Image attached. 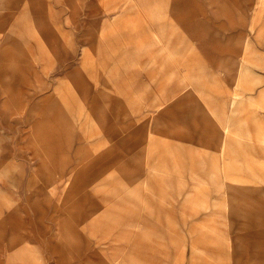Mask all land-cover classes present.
Returning a JSON list of instances; mask_svg holds the SVG:
<instances>
[{"label": "rangeland", "instance_id": "rangeland-1", "mask_svg": "<svg viewBox=\"0 0 264 264\" xmlns=\"http://www.w3.org/2000/svg\"><path fill=\"white\" fill-rule=\"evenodd\" d=\"M141 2L0 0V264H264V0Z\"/></svg>", "mask_w": 264, "mask_h": 264}, {"label": "crops", "instance_id": "crops-1", "mask_svg": "<svg viewBox=\"0 0 264 264\" xmlns=\"http://www.w3.org/2000/svg\"><path fill=\"white\" fill-rule=\"evenodd\" d=\"M141 4H142V2H141V0H136V5L137 6H139V7H141ZM207 29L208 28H206L205 27V33H210V31H207ZM221 30H223V32L225 31L224 30V26L221 28ZM156 36H154L156 39H159L160 41H161V32L159 31V32H157V31H154L153 32ZM89 44H90V46H91V50L93 51L94 49H96V45H97V36H96V34H95V32H93V31H90L89 32ZM187 36H188V38H189V40H190V42H192V44H193V47L195 48V50H197L196 48H197V46H198V40H197V38H194L193 36H192V29H190V30H188L187 31V34H186ZM215 40H216V38H214ZM223 42H224V40H223ZM223 54H224V52H222V54H221V56H220V61H223ZM203 58H204V61L205 60H208L206 57H204L203 56ZM220 79V78H219ZM221 81V80H220ZM221 92H223V94H224V90H223V88H222V86H221ZM210 100V99H209ZM211 102H212V100H210ZM224 101H225V99H224ZM224 101H223V111H221L220 113H219V115H218V119L219 120H217L219 123H221V126H222V124H223V122H224V113H225V111H224ZM167 102V101H166ZM171 103V101L169 102V103H167L165 106V109L164 110H166L167 108V110L164 112V113H167V112H171L172 114H173V109H175V107L178 105V103H179V100L178 101H176L174 104H170ZM160 104H162V103H160ZM192 112H194L193 110H192ZM192 116V115H191ZM193 122L194 121H197V120H192ZM203 121V120H202ZM195 123V122H194ZM200 124H201V121H200ZM224 128V126H222V129Z\"/></svg>", "mask_w": 264, "mask_h": 264}, {"label": "bare ground", "instance_id": "bare-ground-1", "mask_svg": "<svg viewBox=\"0 0 264 264\" xmlns=\"http://www.w3.org/2000/svg\"><path fill=\"white\" fill-rule=\"evenodd\" d=\"M178 14H180V13H178ZM180 16V15H179ZM183 17V16H182ZM181 22V21H180ZM208 40V39H207ZM207 42H210L209 40L207 41ZM248 42H249V40H248ZM248 42H246L245 43V49H247V45H248ZM208 46H209V44H208ZM207 46V47H208ZM225 50H226V42H225V40H224V42H223V52H225ZM208 51V50H207ZM224 66H225V64H224V62L223 61H220V59H219V61H218V63H217V69L214 71V72H211V71H209V70H207L206 71V73H207V76L208 77H212V78H214V77H217V78H220V76L221 75H223L222 74V70H223V68H224ZM207 68H206V66H205V70H206ZM218 71V72H217ZM103 74V73H102ZM237 98L236 97H233L232 99H231V101L230 102H228L227 100H225L224 101V111L226 110V105H229V106H231L232 107V109L233 110H236V109H238V101L236 100ZM208 103H212L210 100L208 101ZM207 103V104H208ZM224 115H225V113H224ZM218 116V115H217ZM224 130H225V133L226 134H228L229 133V131L231 132V133H233V131H231L230 129H229V127L228 128H223ZM225 134V135H226ZM228 135H230V134H228ZM227 135V136H228ZM223 148H224V145H223ZM225 149V148H224ZM46 153H47V155L48 156H52V152L50 151V150H48V149H46ZM48 160V159H47ZM79 161V160H78ZM50 163V162H49ZM237 181H239L238 179H237ZM239 182H242L241 181V179H240V181ZM238 182V183H239ZM237 183V182H236ZM244 184V183H243ZM146 186V185H145ZM250 188V187H249ZM200 190V189H199ZM203 190V189H202ZM200 192V191H199ZM61 198V197H60ZM162 198V197H161ZM195 198H197V197H195ZM197 200V199H196ZM160 201H161V199H160ZM146 203V202H145ZM159 203V202H158ZM163 203V202H162ZM196 203V202H195ZM198 203V202H197ZM161 204V203H160ZM69 205V204H68ZM146 205H147V203H146ZM68 208V207H67ZM146 208H147V206H146ZM152 211V210H151ZM153 212V211H152ZM152 212H150V213H152ZM155 212V211H154ZM68 213V212H67ZM150 215V214H149ZM101 221V220H100ZM100 221H99V219L97 218V217H94V219L91 221V223H100ZM74 222H76V221H74ZM77 223V222H76Z\"/></svg>", "mask_w": 264, "mask_h": 264}]
</instances>
